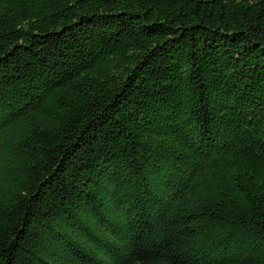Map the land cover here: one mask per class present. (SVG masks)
I'll list each match as a JSON object with an SVG mask.
<instances>
[{
    "label": "trees",
    "instance_id": "obj_1",
    "mask_svg": "<svg viewBox=\"0 0 264 264\" xmlns=\"http://www.w3.org/2000/svg\"><path fill=\"white\" fill-rule=\"evenodd\" d=\"M0 264H264V0H0Z\"/></svg>",
    "mask_w": 264,
    "mask_h": 264
}]
</instances>
